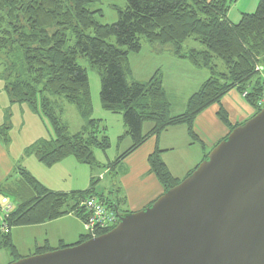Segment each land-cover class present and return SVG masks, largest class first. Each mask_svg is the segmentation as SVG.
Returning a JSON list of instances; mask_svg holds the SVG:
<instances>
[{
	"label": "trees",
	"instance_id": "16d2710c",
	"mask_svg": "<svg viewBox=\"0 0 264 264\" xmlns=\"http://www.w3.org/2000/svg\"><path fill=\"white\" fill-rule=\"evenodd\" d=\"M96 1L0 0L4 91L11 105L26 104L36 114L40 110L52 131L51 137L36 141L25 149L24 155H33L46 168L68 157L93 167L94 151L105 153L110 148L100 120L91 118L88 76L78 64L79 59L97 70L100 105L110 114L121 115L124 133L130 140V147L115 163L149 137L177 125L185 126L191 143L203 147L193 132V122L207 107L219 104L232 89L240 95L246 93L244 99L255 114L261 110L256 103L264 92V81L256 67L264 68V0L258 1L253 13L241 14L236 24L227 17L230 0H125L124 9L114 8L117 21L111 25L96 20V16H102L100 10L90 9ZM111 38L114 44L109 42ZM141 40L151 46H170L173 55L209 72V79L189 97L181 115L170 116L159 72L144 83L128 81L129 56L141 51ZM187 40L198 43L202 49L183 53L182 45ZM12 57L16 58L15 62ZM216 61L222 63L224 72L218 71ZM52 98H61L77 110L84 121L81 131L68 134ZM216 116L229 133L238 127L230 124L221 107ZM148 123L152 127L143 134V125ZM159 155L155 150L147 164L167 191L179 182ZM5 184H0V198L11 197L17 205L6 218L8 232L0 235V251H8L13 262L23 258L12 243L13 228L38 226L69 214L83 222L88 215L82 203L87 199H97L118 217L122 216L115 204L95 194L94 182L87 191L53 193L27 172L18 171L16 184L10 188ZM87 240L84 234L76 244ZM64 247L60 244L55 250ZM50 251L53 249L45 245L33 255Z\"/></svg>",
	"mask_w": 264,
	"mask_h": 264
},
{
	"label": "water",
	"instance_id": "95a60500",
	"mask_svg": "<svg viewBox=\"0 0 264 264\" xmlns=\"http://www.w3.org/2000/svg\"><path fill=\"white\" fill-rule=\"evenodd\" d=\"M10 264H264V108L109 232Z\"/></svg>",
	"mask_w": 264,
	"mask_h": 264
},
{
	"label": "crops",
	"instance_id": "0c3cea01",
	"mask_svg": "<svg viewBox=\"0 0 264 264\" xmlns=\"http://www.w3.org/2000/svg\"><path fill=\"white\" fill-rule=\"evenodd\" d=\"M258 1L259 0H236L234 8L237 10V18L239 19L241 14L253 13L257 7ZM229 12L230 10L227 13V17L230 21ZM142 50L143 48L141 47V51L138 54H134V57H139ZM189 50L200 51L201 49H185L184 44L182 45L183 53H186ZM150 51L152 58L157 61V65L149 71L151 72L149 78L146 81H142L137 78H129V82H147L152 75L159 72L162 78V87L165 98L169 104L170 116L175 117L181 115L185 111L186 103L189 97L198 91L201 85L209 79V77H196L198 73L206 69L197 68L188 60L176 57L173 55L172 48L170 46L153 45L151 46ZM131 62L132 57L129 56V66L131 70L130 77L134 75ZM165 64L167 66L166 70ZM208 75L210 76L209 72ZM56 99L58 100H52L53 103H55V106H57L56 101L59 102L61 98ZM177 100H179V106L181 108L184 106V111L179 114L172 115L170 113V106L171 103L175 105L174 102H177ZM65 103L67 102L65 101ZM9 107H11V104ZM220 107L227 113L229 122L233 126H240L244 124L255 114L254 109L245 101L242 95H240L235 89H232L222 97L219 104L210 105L195 118L193 122V132L201 144H203V147L199 144L191 143L185 126L177 125L168 127L158 136H152L146 139L141 146L118 163H115L116 159L130 147L129 145L127 149L117 155L109 167L107 165V169L103 171L104 175H99L98 178L95 177L96 166L90 167L80 164L74 158L68 157L52 167L46 168L41 165L33 155L26 157V155H24L25 150L22 151V154L20 153L17 156L20 157L21 160L25 159L26 162L33 157V161L35 162L27 163V166L32 169L24 166L19 169L15 160L9 155L10 153L7 150V141L2 139V141H0V157L2 160L3 158L6 160V166L4 168V177H0V184L6 182V187H13L18 180V171L27 172L44 188L53 193L70 194L73 192L87 191L92 187V183L94 182L96 183L93 187L95 194L102 196L107 201H111L115 204L118 212L121 213L122 216L142 211L148 208L165 192V189L159 184L155 176L149 170V166L147 164L149 155L155 152V150H158L160 152L159 157L167 167L171 176L179 183L182 182L202 161L205 160V155H208L217 144L225 140L229 135V130L216 116ZM58 111L61 115V109ZM93 111L94 106L92 105V112ZM109 115L119 114H100L98 119H94L100 120V126L105 129V135L109 138L111 145L110 135L106 134L107 127L102 126L103 122L107 123V121L111 120V116ZM121 121L122 120H119V123H121V134L116 136L114 139L117 142H124L126 139L129 140L124 133L125 130L123 129L124 126ZM61 122L66 126L62 120ZM146 125L147 124L143 125V134L148 133L152 127L150 124H148V127ZM83 126L84 124L81 125L79 131H81ZM66 128L68 132V127L66 126ZM0 135L2 136L1 133ZM8 156H10V160ZM94 157H96L95 153ZM96 161L97 160L95 158V162ZM111 172H114L115 174L112 176L114 178L110 179L111 182L109 189L103 190L102 188H98L99 184L97 183L99 180L101 181L105 175L110 174ZM31 227H50L48 231L44 232V239L41 243L40 241L38 242L36 239H33L32 249L34 252L36 249L42 248L45 245L53 250L57 249L60 244H63L64 246H72L76 244L80 237L84 235L83 223L81 219L76 217L74 214H69L57 220ZM10 236L14 245L11 230ZM16 250L19 254L17 248ZM34 252L29 253L28 256H32Z\"/></svg>",
	"mask_w": 264,
	"mask_h": 264
},
{
	"label": "rangeland",
	"instance_id": "374dc122",
	"mask_svg": "<svg viewBox=\"0 0 264 264\" xmlns=\"http://www.w3.org/2000/svg\"><path fill=\"white\" fill-rule=\"evenodd\" d=\"M236 2H232L230 5V12H229V19L232 23H238L239 19L237 18V10L234 8ZM126 6L125 0H97L92 6L90 7L91 10H100L102 12V16H96V20L102 25H111L117 21V14L114 8L124 9ZM256 9V8H255ZM255 11V10H254ZM253 11V12H254ZM109 42L114 44V39H110ZM142 44V52L140 53L139 57H134V54H131L132 57L131 65L133 67L134 75L130 78H137L141 79L142 81H146L149 78L151 69L157 65V61L152 58L151 55V45L141 40ZM185 49H202V47L192 41L187 40L184 43ZM135 58V59H133ZM13 61H16V58L12 57ZM78 64L82 66L88 76L89 87L91 92V101L92 105L94 106V111L91 114V117L94 119H98L100 114H110L104 113L101 109L100 101H99V91H100V77L97 73L96 69H92L87 61L85 60H78ZM19 68V63H16ZM216 65L218 67V71L224 72L225 68L220 61H216ZM259 67V66H258ZM167 66L165 64V70ZM21 69V68H20ZM261 69L258 73L261 79L264 76V68L259 67ZM3 72V67L0 64V133L2 134L0 141L2 139H6L7 141V150L10 153L9 155L11 158L15 160L17 167L20 169L22 166L29 168L27 166L28 162H35L32 159H29L27 162L25 159L21 160L19 155L22 154V151L30 147L36 141H40L43 139H48L52 136V131L46 122V120L41 115L40 110H38V114L34 113V111L26 104H12L11 107L10 103L8 102L9 99L4 91L5 80L1 77ZM197 78H208V72L206 70H202L200 73L196 75ZM130 81V79L128 80ZM144 83V82H142ZM179 86V85H178ZM52 100H58L53 98ZM170 102V101H169ZM9 103V105H8ZM174 104L171 103L170 106V113L172 115L179 114L184 111V106L181 108L179 106V100L175 101ZM55 108L57 111L61 109L62 113L60 115L61 120L66 124L68 127V133L70 135L79 131L82 124H84L77 114L75 108L72 105L65 103L62 99L56 101ZM111 116V120L107 121V123L103 122L102 126H106V134L110 135L111 138V145L110 148L105 152L102 153L100 151H94L95 158H96V171L95 177H99V175H104L103 171L107 169V165L109 167L110 164L113 163L114 159L117 157L118 154L123 152L125 149L128 148L130 142L126 139L124 142H117L115 141V137L121 134V123L119 120H122L121 115H109ZM122 122V121H121ZM150 124V123H148ZM148 124L146 125L148 127ZM151 125V124H150ZM146 127V128H147ZM124 129V128H123ZM10 156H8L10 160ZM30 156V155H29ZM28 157V156H26ZM25 162V164H24ZM23 163V165H22ZM5 166L6 160L0 157V177H4L5 174ZM16 167V168H17ZM86 168V167H85ZM32 169V168H29ZM114 172L105 175V177L97 184H99L98 188H102L103 190L109 189V185L111 182V178H114ZM113 180V179H112ZM10 203L16 207L17 201L12 199L11 197L8 198ZM50 227H18L11 229V235L13 236V242L16 248L19 251V255L22 257H26L29 253H33L34 250L32 249L33 239H36L38 242L44 239V232L48 231ZM13 262V258L9 255L8 251L1 250L0 251V264H10Z\"/></svg>",
	"mask_w": 264,
	"mask_h": 264
},
{
	"label": "built area",
	"instance_id": "2783aa9c",
	"mask_svg": "<svg viewBox=\"0 0 264 264\" xmlns=\"http://www.w3.org/2000/svg\"><path fill=\"white\" fill-rule=\"evenodd\" d=\"M235 2L236 0H230ZM261 69L256 67V72ZM264 81V76H262ZM246 93H243L244 98ZM257 107L264 108V92L257 100ZM82 207L87 212V218L82 222L84 234L88 239H93L98 237V233L110 228H114L119 223L118 214L113 210H109L102 202L97 199H87L82 203ZM14 206L10 203L9 199L6 197L0 198V235H5L8 232V226L6 223V218L13 211Z\"/></svg>",
	"mask_w": 264,
	"mask_h": 264
}]
</instances>
